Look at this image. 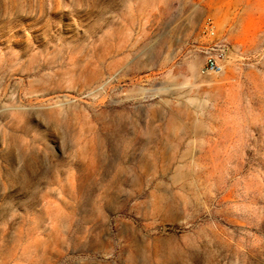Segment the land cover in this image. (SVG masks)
<instances>
[{
	"label": "rangeland",
	"instance_id": "obj_1",
	"mask_svg": "<svg viewBox=\"0 0 264 264\" xmlns=\"http://www.w3.org/2000/svg\"><path fill=\"white\" fill-rule=\"evenodd\" d=\"M0 264H264V0H0Z\"/></svg>",
	"mask_w": 264,
	"mask_h": 264
},
{
	"label": "built area",
	"instance_id": "obj_2",
	"mask_svg": "<svg viewBox=\"0 0 264 264\" xmlns=\"http://www.w3.org/2000/svg\"><path fill=\"white\" fill-rule=\"evenodd\" d=\"M187 52L198 53L202 57L199 72L202 74L219 73L229 51L226 39L217 33L210 17H204L196 35L187 44Z\"/></svg>",
	"mask_w": 264,
	"mask_h": 264
},
{
	"label": "bare ground",
	"instance_id": "obj_3",
	"mask_svg": "<svg viewBox=\"0 0 264 264\" xmlns=\"http://www.w3.org/2000/svg\"><path fill=\"white\" fill-rule=\"evenodd\" d=\"M197 63H198L197 58H193V59H191V60L189 61L188 66H189V69H190L191 72L195 71ZM104 85H105V84H104ZM123 141H126V140H123ZM117 166H119V165H117ZM118 170H119V171H123L124 169L121 168V166H120V167H118V169H117L116 172H118ZM117 178H118V176H117L116 173H115V175L113 176L112 180H115V179H117Z\"/></svg>",
	"mask_w": 264,
	"mask_h": 264
}]
</instances>
